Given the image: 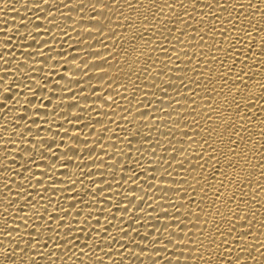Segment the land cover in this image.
<instances>
[{
    "label": "snow or ice",
    "instance_id": "snow-or-ice-1",
    "mask_svg": "<svg viewBox=\"0 0 264 264\" xmlns=\"http://www.w3.org/2000/svg\"><path fill=\"white\" fill-rule=\"evenodd\" d=\"M124 4L136 13V19L140 22L139 28H143L144 31L137 28L131 16L125 15ZM39 6L36 4V7ZM154 6L155 11L152 10ZM89 7L92 9V20H95L96 24H92L91 20L89 23L105 39H115L120 35L115 28L111 27L112 17L108 15L109 12L116 15V28H123L125 31L137 28L129 40V48L122 50L126 57L133 58L132 64H140V56L145 55V52L138 48L137 41H141L144 45L154 44L153 51H170L175 56L174 63L180 61L181 51L190 62L193 59L189 52L179 48L178 44L195 42L194 46H199L195 64L191 66V71L195 72L196 76L188 77L187 81L184 77H179L180 84L186 90L184 93L175 87L174 82L177 77H169V72L177 71L179 64H176L174 68H169L168 71H165V68H168L167 64H165V68L156 70L157 61L149 56L150 63H146L142 69L139 71L135 68L130 69L137 79H140L141 71L149 76L155 72V76L164 78L161 83H157L155 76H153L151 84L147 87L159 89L160 97H167L173 103L165 107L164 99L158 98V107H155L154 111L164 112L167 108H172L177 117L175 126L180 128V136L183 139H181L180 147L177 149L173 140L178 139V137L173 136L172 130L169 129L168 132L164 133L165 137L169 138L168 146L164 148L165 155L157 156V147H164L160 140H153L150 132L143 136V140L151 145L148 149L152 155V159L149 160L151 167L145 168L144 172L141 173L131 166L124 165L125 170L131 173V175L125 176L124 180H130L135 184L139 182L141 175L147 176L150 172L149 188L161 194L159 199H165L169 192L181 196L184 203L179 206L172 204L170 200L168 203L172 207H176L177 211L181 208L185 209L181 215L186 218L187 223L180 221V217L176 213L170 215L165 205L160 204L159 207L162 211L157 214L156 220L158 221L163 217L169 221L163 225V232L168 233L166 237L163 236L160 228H156V231L151 233L150 238L149 233L141 234L131 224L128 227L136 231L137 236L140 237L139 241L136 237L131 236L129 231L116 224L104 226L103 232L98 231L90 220L95 219L96 225L100 224V220L89 209L99 205V197L105 191L111 190L112 184L106 180H92V186L86 190L84 195H81L76 190V184L83 181L72 180L71 174L62 173V175L69 176V181L66 189L58 188L57 185L64 184L65 181L56 178L57 164L62 168H67L73 164V161L63 160L68 152L60 154L52 151L56 144L55 140L51 143L44 141L47 144V151H38L33 154L34 149L40 147L33 140L29 142L31 147H24L20 150L27 154V159L21 156L20 168L23 171H17L13 168V165L17 163L15 157H12V164L6 162L3 166L6 174L4 187L8 191L4 193L7 201L6 206L3 212H0V215L6 217L0 233L4 235L7 242L0 240V245H3L0 247L3 249L0 255H3L9 264H17V257H19V264H38L36 257L43 258L45 256L47 257L46 264H63L62 258L65 256L72 260V264H85V256L92 261V264H105L104 257L97 255V249L112 260V253L107 250L111 248V244H105V241L112 240L115 243H120V237L110 235L112 227H119L123 236L129 238L127 245H121L124 252L117 253L122 257L119 264H125L124 257L126 254L130 264H145L140 259V255L143 254H147L150 264H174L173 256L176 257L175 264H185L187 261H197V264L200 262L202 264H250V262H256L257 252L264 256V251H261L264 249V241L259 240L257 235L258 230L259 235H264V219L256 221L258 214L264 216V213H260V210L256 208L257 204H264V199H258L261 194H264V76L257 80L255 77L258 72L254 69L258 70L261 65H264V0H247L246 3H241L240 0H214V2H204V0H148V8L143 13L140 10L145 9L144 0H123V4L121 0H94ZM166 9L170 14L168 16L164 15ZM177 9L180 11L177 12ZM202 9H208L207 15L213 17V23L209 25L210 31H204L200 27L204 24L206 15ZM229 9L235 13L234 17H232V12H229ZM225 12H229V16L232 18H225L223 15ZM197 15L200 19L197 21V25H193L192 21L197 20ZM257 16L260 18V23L253 25L252 21ZM100 17L108 21V24H101ZM225 19H227L230 27L224 25ZM245 20L247 26L244 24ZM169 21L172 22L171 27H169ZM215 21L220 22L219 28ZM180 24H184L186 27L181 28L179 27ZM157 31L169 44H172L173 40L177 44H172L171 49L163 42L156 44L153 37L157 35ZM173 32L178 33V35L173 36ZM216 32H219L222 37L218 42L212 37V33ZM189 36L191 37L190 40L188 39ZM206 37L213 39L211 46L206 43ZM99 43L103 44L104 41H99ZM46 44L47 41H45ZM205 49L209 50L205 51ZM138 52L139 55H137ZM217 53H223V56H218ZM95 55L100 56V53H95ZM28 56L31 57L32 54L29 53ZM253 57H259V59H253ZM168 59L171 60L172 56L170 55ZM212 61L218 62L225 69L218 74L221 84L219 92L213 78L208 77L207 84L200 80V77L204 76L206 72L213 71L211 68ZM248 61H252V63H248ZM105 63L108 61L105 60ZM201 64L206 67L200 69L199 65ZM25 66L27 67V64ZM93 67L99 68L100 66L93 65ZM63 78L61 77V79ZM229 82H231L230 86ZM122 87L127 91V85H122ZM137 87L139 86L137 85ZM225 87H227L226 94L224 93ZM169 89L176 91L177 97H184L183 103L187 105V109L175 108V105L181 104V100L170 96ZM198 89L203 91H198ZM29 90H31L30 86ZM144 95L156 96L157 93L155 91L144 92ZM217 95H223L226 105V107L222 106L223 110L222 107L213 105ZM197 96H200L201 101L208 100V103L201 105L196 99ZM6 97L13 98L10 95ZM6 97V101L11 100ZM139 103L143 104L144 101H139ZM147 104L151 107L152 101H147ZM4 105L7 107L6 103ZM201 107L209 110L200 113ZM183 111L188 112L191 123L184 122L188 117L182 116ZM198 113L201 114L205 124L214 120L213 114H217L215 118L219 119L220 123L205 128L200 119H197ZM140 115L141 117H148L152 113L141 112ZM20 119L23 120L25 117L22 116ZM33 123L37 122L33 121ZM182 123L183 127L181 128ZM250 125L253 126L251 131ZM117 127L120 126L117 125ZM144 127L150 128L151 124L145 123ZM4 130L7 131L8 128L5 127ZM157 130L159 129L157 128ZM28 131L31 132V128ZM204 132H207L208 135H203ZM137 133H139V129H137ZM128 134L132 135L131 133ZM253 135L259 136L260 140L254 141ZM117 138L119 139L118 135ZM132 138L135 139V135H132ZM24 140V136L19 137L21 144L24 143ZM76 140L77 143L81 142L78 137ZM217 141L223 147L218 146ZM17 142L12 138H8L6 141V143L13 145ZM83 143L87 144V141ZM185 144L188 145V149H192V145L198 147L189 152L184 147ZM69 151L74 157L82 159L78 149L69 148ZM95 151V148L90 149L88 155L91 157ZM137 151L140 149L138 148ZM5 152V160L7 161L8 150L5 149ZM104 154L107 155V153ZM111 159L115 161V156ZM45 160L48 162L45 163ZM120 163L123 164L122 161ZM140 163L141 161L137 159L136 164ZM177 164L181 172L187 173L179 180L172 174L175 171L174 165ZM225 164L227 169L224 167ZM93 165H95V161H93ZM75 167L83 169L88 165L76 164ZM110 167H115V164L110 165ZM41 168L44 170L36 171V169ZM9 173L19 177V182L12 179ZM157 173H160L159 179ZM85 175L91 177L96 173L88 172ZM252 177H256L255 186H253ZM98 183L106 184L107 187H101L97 192ZM12 184L17 185L14 192L15 198L12 196ZM160 185L164 186L161 187ZM174 185L179 187H173ZM229 189L232 191L229 192ZM67 191L74 192L76 195L71 197L65 195L64 199L75 200V203L65 205L60 202L61 192ZM137 191L146 195L143 186L139 189H131V192ZM33 192H35L36 197H39V200L46 201V203L38 207L39 201L34 200ZM48 193H52V195H47ZM119 194L123 196V199L108 209H102V213L111 212V207H115L119 212L128 213L130 211L129 206L136 205L137 199L142 201L137 210L144 211L143 196L130 199L124 193ZM112 199L114 197H105L104 203L110 204ZM150 199L153 198L150 197ZM21 200L24 201L23 204H21ZM208 200H211V204L206 205ZM53 204H55V208L49 211ZM79 205H84V207H78ZM16 206H19V213H24V215L10 216L9 209ZM148 206L153 207L152 204ZM26 208L29 209L31 215L25 212ZM32 209L35 211L32 212ZM85 211H87V215H84L81 220ZM153 211L156 209L153 208ZM105 219L108 217L106 216ZM115 219V214H112V220ZM134 219L140 223L142 217L137 215L134 216ZM17 220L21 223H17ZM188 224H192L196 231L188 228ZM21 227L23 232H21ZM173 227L178 231H172ZM158 232L161 234L157 235ZM82 234L87 235L90 239L93 235L99 236V240L93 241L92 246L87 241L81 244L79 242L82 240ZM21 242H23V247ZM141 242L146 243L142 244ZM49 243L53 245L50 250ZM169 245L174 251L167 255ZM58 249L59 251H57ZM177 252H179L178 256ZM20 253L24 255L19 256ZM162 253L165 255H161ZM214 255L218 257L215 261H213ZM53 256H56L57 259L53 260ZM181 257L184 258V261H181Z\"/></svg>",
    "mask_w": 264,
    "mask_h": 264
},
{
    "label": "bare ground",
    "instance_id": "bare-ground-1",
    "mask_svg": "<svg viewBox=\"0 0 264 264\" xmlns=\"http://www.w3.org/2000/svg\"><path fill=\"white\" fill-rule=\"evenodd\" d=\"M92 2L94 0H46V2L45 0H0V78H2L0 79V212H3L7 202L4 195L8 191L4 187L6 174L3 166L5 163L12 164V157H15L17 163L13 165V168L17 171H23L20 168V163L22 162L21 156L27 159V154L20 151L22 148L31 147L32 145L29 142L35 140L40 145L39 149H34L33 154H35L38 151H47V144L44 141L51 143L55 140L56 144L52 151L60 154L68 152V155L64 156L63 160L73 161V164L67 168H62L57 164L56 178L65 181L64 184H59L57 187L60 189L67 188L69 176L62 175V173L71 174L72 180L83 181L76 184V190L81 195H84L86 190L92 186V180H106L108 183H111L112 189L105 191L99 197V205L89 209L95 217L99 218L100 224L96 225L95 219H91L90 222L100 232H103L106 225H119V227H123L129 231L131 236L136 237L139 241L140 237L137 236L136 231L128 227L129 224L139 230L141 234L144 232L149 233L150 238L151 233L155 232L156 228H160L161 232H163V225L169 223V221L163 217L158 221L156 220L157 214L162 211L159 207L160 204L165 205L170 215L176 213L180 217V221L187 223L186 218L181 215L185 209L181 208L177 211L176 207H172L168 203L170 200L172 204L179 206L184 201L181 196L174 195L173 192H169L165 199H159L161 194L149 188L150 172L147 176L141 175L138 183L134 184L130 180L125 181L124 177L131 175V173L125 170L124 165L131 166L141 173L144 172L145 168L151 167L149 160L152 159V155L148 151L151 145L146 143L142 138L148 135L149 132L153 140L159 139L161 145L164 146L157 147V156L165 155L164 148L168 146L169 138H166L164 133L168 132L169 129L172 130L173 136L178 137V139L173 140L177 149L180 147L181 139L183 138L180 136V128L175 126L177 117L172 108H167L164 112L154 111V108L158 107V98L164 99L165 107L173 103L167 97H160L159 89L147 87L151 84L155 72L152 73V76H149L141 71L140 79H137L130 69L135 68L137 71L142 69L146 63H150L148 60L149 56L157 61L155 64L156 70L165 68V64H167L168 68H165V71H168L169 68H174L176 64H179L177 71L169 72V77H177L174 82L175 87L184 93L186 90L180 84L179 77H184L187 81L188 77L196 76V73L191 71V66L195 64V57L199 53V46H194L195 42L178 44L177 46L181 49H186L193 59L190 62L188 57H185L183 51H181L180 61L174 63L175 56L170 51H153L154 44L144 45L141 41H137L138 48L142 49L145 55L140 56V64H132L131 60L133 58L126 57L122 50L129 48V40L132 34L139 28L140 22L136 19V13L132 9H129L126 4L123 5L125 15L131 16L133 22L137 25V28L125 31L123 28H116V15L109 12L108 15L112 17L111 27L115 28L120 35L115 39H105L89 23L91 20L92 24H96V21L92 20V9L89 7ZM204 2H214V0H204ZM240 2L246 3L247 0H240ZM121 3L123 4V0H121ZM144 3L145 9H141V13L148 8V0H144ZM36 4L40 6L36 7ZM97 7L99 9V5ZM152 10L155 11V6ZM179 11L177 9V12ZM202 11L206 15L204 17V24L200 25V27L204 31H210L209 25L213 23V17L207 15L208 9H202ZM229 12H232V9H229ZM229 12L223 13L225 18L230 19L235 16V13L232 12V17H230ZM164 15H170L167 9ZM199 19L200 17L197 15V20L192 21L193 25H197ZM99 20L101 24H108V21H105L103 17H100ZM168 23L169 27H171L172 22L169 21ZM215 23L219 28L220 22L215 21ZM252 23L253 25H258L260 23L259 16L255 17ZM244 24L247 26L246 20ZM224 25L230 27L227 19H225ZM179 27L183 28L186 26L180 24ZM139 30L144 31L143 28H139ZM189 31L191 32V29ZM165 35H168V33H165ZM172 35H178V33L173 32ZM233 35H236V33H233ZM212 37L217 42L222 39L219 32L212 33ZM153 39L156 44L163 42L169 49H171L172 44H177L175 40L172 41V44H169L159 34V31H157V35ZM188 39L190 40L191 37L189 36ZM205 39L206 43L211 46L213 39L208 37ZM102 40L104 43H99ZM45 41H47L46 45ZM208 50L205 49V51ZM213 51L215 50L213 49ZM29 53L32 54L31 57L28 56ZM95 53H100V56L95 55ZM137 55H139V52ZM170 55L172 56L171 60L168 59ZM217 55L222 57L223 53H217ZM253 59H259V57H253ZM105 60L108 63H105ZM160 61H163V63H160ZM248 63H252V61H248ZM25 64H27V67ZM93 65H99L100 67L96 68ZM205 67L203 64L199 65L200 69H204ZM211 68L213 71L206 72L204 76L200 77V80L204 84H207L208 77L213 78L219 92L221 84L218 74L225 69L216 61H212ZM254 71L258 72L255 78L260 80L264 76V65H261L258 70L254 69ZM61 77L64 78L61 79ZM155 78L157 83H161L162 79H164L160 76H155ZM133 81H135V84H133ZM230 84L231 82H229V86ZM122 85H127V91H125ZM29 86L31 90H29ZM192 86L194 87L195 85ZM152 91H155L157 95H144V92ZM198 91L202 92L203 90L198 89ZM224 93H227V87H225ZM9 95L13 98L6 97ZM169 95L181 100V104L175 105V108L179 109L183 107L187 109V105L183 103V96L177 97L176 91L173 89H169ZM5 97L11 100L6 101ZM196 99L201 105L208 103L206 99L201 101L200 96H197ZM149 100L152 101L151 107L147 104ZM139 101H144V103L141 104ZM5 103L7 107H5ZM213 105L215 107H226L223 95H217L216 101H213ZM208 110L201 107L200 113ZM141 112H150L152 115L141 117ZM169 113H171V116H169ZM200 113L197 114V119H200L201 124H204L205 128L220 123L219 119L215 118L217 114H213L214 120L208 121L205 124ZM22 116L25 119L21 120ZM182 116L188 117L184 122L191 123V117L188 116L187 111H183ZM33 121L37 123H33ZM145 123L151 124V127L145 128ZM117 125L120 127L118 128ZM5 127L8 128L7 131L4 130ZM182 127L183 123L181 124ZM252 127L250 125V131ZM29 128H31V132L28 131ZM137 129H139V133H137ZM37 133H39V136H37ZM128 133L135 135V139ZM203 135L207 136L208 133L204 132ZM20 136L25 137L23 144L19 142ZM77 137L81 141L80 143H77ZM8 138L15 139L18 142L14 145L6 143ZM252 139L259 141L260 137L253 135ZM84 141H87V144L83 143ZM129 141H131V144H129ZM189 143L191 142L189 141ZM216 143L218 146L223 147L219 141ZM184 147L190 152L198 146L192 145V149H188V145L185 144ZM69 148L78 149L82 159L74 157ZM92 148H95L96 151L90 157L88 152ZM138 148L140 151H137ZM5 149L8 150L7 161L5 160ZM104 153H107V155ZM113 156H115V161L111 159ZM137 159L141 161L140 164H136ZM93 161H95V165H93ZM121 161L123 164L120 163ZM44 162L47 163L48 161L45 160ZM76 164H87L88 167L80 169L75 167ZM112 164H115V167H110ZM224 167L227 169L226 164ZM174 168L175 171L172 174L176 179L179 180L182 176L187 175V173L180 171L178 164L174 165ZM43 170L42 168L36 169L38 172ZM88 172L96 173V175L91 177L86 176L85 173ZM9 175L12 176V179L19 182V177H16L12 173H9ZM156 175L159 179L160 173ZM252 179L253 186H255L256 177H252ZM192 182L194 183V181ZM16 186V184L11 185L13 198H15L14 192ZM141 186L145 189L146 195L139 191L131 192L132 188L139 189ZM160 186L163 187L164 185ZM101 187L106 188L107 185L98 183L96 186L97 192ZM173 187L179 186L174 185ZM230 191L232 189H229ZM119 193H124L130 199L143 196L144 211L137 210V207L142 202L140 199H137L136 205L129 206L130 211L128 213L119 212L115 207H111V212L105 211L102 213V209H108L111 205L123 199V196ZM47 195H52V193H48ZM65 195L71 197L75 196L76 193L71 191L61 192V203L67 205L76 202L75 200H65ZM105 197H114V199L110 201V204L104 203ZM150 197L153 199H150ZM33 198L39 201L38 207L46 203V201L39 200V197L35 196V192H33ZM53 199H55V196H53ZM258 199H264V194H261ZM23 203L24 201L21 200V204ZM93 204H95V201H93ZM149 204H152L153 207H149ZM208 204H211V200L206 201V205ZM78 207H84V205H79ZM54 208L55 204L51 206L49 211H52ZM153 208L156 211H153ZM256 208L260 210V213H264V204H257ZM31 211L34 212L35 209ZM25 212L31 215L28 208L25 209ZM9 213L10 216L24 215V213H19V206L9 209ZM112 214H115V220H112ZM84 215H87V211L82 214L81 220ZM137 215L142 217L140 223H137L134 219V216ZM106 216L108 219H105ZM5 219V216L0 215V229L4 227ZM192 219L194 220V217ZM261 219H264V216L258 214L256 221L258 222ZM17 223L21 222L17 220ZM119 227H112L110 235L120 237V243H115L112 240L105 241V244H111V248L107 250L112 253V260L104 256V253L97 249V255L104 257L105 264H113V261H115V264H119L122 257L117 253L124 252V248L121 245H127L129 242V238L123 236V233L119 231ZM188 228L196 231L192 224H188ZM171 230L178 231L175 227ZM21 232H23L22 227ZM161 232H158L157 235H160ZM167 235V232H163V236L166 237ZM189 235H191V232H189ZM257 235L259 236V240L264 241V235H259V230L257 231ZM16 238L19 239V237ZM0 240L6 241L2 233H0ZM95 240H99V236L93 235L90 239L87 235L82 234V240L79 243L83 244L87 241L92 246ZM2 246L0 245V247ZM21 246H24L23 242H21ZM52 247L53 245L49 243V250ZM2 251L3 249H0V252ZM172 251L174 249L169 245L167 255H170ZM261 251H264V249H261ZM23 255V253L19 254V256ZM161 255L165 254L162 253ZM178 255L179 252H177ZM256 256L257 261L250 262V264H264V256H261L259 252L256 253ZM217 258L214 255L213 261L217 260ZM36 259L38 264H46L47 262L46 256L43 258L36 257ZM52 259L56 260L57 258L53 256ZM140 259L145 264H150L147 254L140 255ZM172 259L175 264L176 257L173 256ZM180 259L184 261L183 257ZM62 260L63 264H72V260L67 256L63 257ZM84 260L85 264H92V261L87 256L84 257ZM124 260L125 264H130L127 254ZM0 264H9L3 255H0ZM17 264H19V257H17ZM185 264H197V261H187Z\"/></svg>",
    "mask_w": 264,
    "mask_h": 264
}]
</instances>
